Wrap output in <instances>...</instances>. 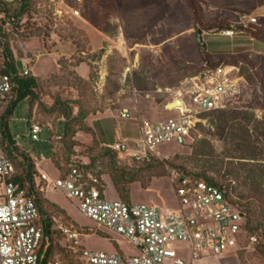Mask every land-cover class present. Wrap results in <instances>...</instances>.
I'll return each mask as SVG.
<instances>
[{
    "label": "rangeland",
    "instance_id": "rangeland-1",
    "mask_svg": "<svg viewBox=\"0 0 264 264\" xmlns=\"http://www.w3.org/2000/svg\"><path fill=\"white\" fill-rule=\"evenodd\" d=\"M59 1L62 0H30L29 11L14 25H2L0 18L5 36L0 33V71L9 61L5 57L8 49L19 74L25 76L28 72L26 76H33L38 82L36 96L20 103L11 118L10 131L20 149L50 180L60 177L52 161L54 154L55 164L64 165V172L69 165L94 160L106 176L107 199H120L111 181V160L102 156L105 147L96 140L100 141L101 130L106 137L116 138L118 131L125 134L127 130L129 135L138 137L136 122L173 116L172 109L180 106H171L176 98L173 91L198 76L210 64L208 57L212 64L238 60L243 78L240 93L222 112L200 115L202 121L186 145L160 147L159 156L151 164L118 156L116 163L118 168L141 174L139 182L130 186V203L175 209L168 174L174 168L192 176L213 178L250 212L252 227L261 226L254 235L258 242L253 246L247 243L243 251L194 259L188 250L178 249L179 257L187 264H264V40H251L243 31L227 38L217 30H204L196 24L186 0H63L79 10L80 16L70 11L58 15ZM201 2L204 21L209 25L229 20L240 31L243 22L248 24L250 18H257L253 26L264 29V16L255 6L259 0ZM199 29L207 47L206 57L197 40ZM4 109L0 105V116ZM124 109L129 110L132 121L121 119ZM225 118L239 128L237 137L227 139L229 130L225 134L219 130ZM34 122L43 127L37 142L29 139V127ZM67 122L75 133L72 141L77 146L73 151L63 139ZM89 124L95 127L94 136L81 131ZM42 155L45 160L38 161ZM39 184V190L44 188L40 191L43 200L58 206H45L53 226L74 225L81 233H87L80 241L83 248L108 253L119 248L128 255L137 253L120 236L84 217L78 201L47 189L44 182ZM3 193L4 186L0 185V195ZM53 256L63 264H81L78 254L61 235Z\"/></svg>",
    "mask_w": 264,
    "mask_h": 264
},
{
    "label": "built area",
    "instance_id": "built-area-1",
    "mask_svg": "<svg viewBox=\"0 0 264 264\" xmlns=\"http://www.w3.org/2000/svg\"><path fill=\"white\" fill-rule=\"evenodd\" d=\"M57 7L58 15L70 11L80 16L79 10L63 0ZM244 23L242 28L247 29L256 25L257 18ZM238 31L233 26L221 31L220 35L232 38L242 33ZM239 73V66H206L198 76L187 79L173 91L175 100H180L181 105L172 109V117L141 120L136 139L118 140L108 148L120 159L151 164L159 156L160 147L186 145L202 121L200 115L226 109L240 93L243 78ZM28 74L26 72L25 76ZM14 78L11 74H0V105L8 102ZM120 117L128 121L132 119L127 109L120 113ZM42 130L39 123H32L29 139L39 141ZM44 160L42 155L38 161ZM88 166L74 164L57 180L36 177V188L39 190V182H44L47 189L78 201L84 217L120 236L137 253L128 255L122 249L111 253L88 250L80 244L87 233H81L82 230L74 225L53 227L71 244L81 264H187L179 257L178 249L188 250L194 259H201L208 255L243 251L247 249V243L253 246L258 242L256 236L248 233L244 210L232 203L228 192L220 186L171 168L168 174L175 209L169 210L156 205L107 199L103 169L99 165ZM15 175V166L6 156L0 137V185L4 186V193L0 195V264H63L60 258L47 255L52 244L49 239L45 240L39 206L35 196L16 182ZM40 191L43 192L44 188Z\"/></svg>",
    "mask_w": 264,
    "mask_h": 264
},
{
    "label": "trees",
    "instance_id": "trees-1",
    "mask_svg": "<svg viewBox=\"0 0 264 264\" xmlns=\"http://www.w3.org/2000/svg\"><path fill=\"white\" fill-rule=\"evenodd\" d=\"M189 7L192 9L193 14L195 16V22L197 25L201 26L206 31H215L218 32L229 30L233 27L232 23L229 20L222 21L219 25H209L205 23L204 17H203V8H202V2L201 0H186ZM67 4V3H66ZM30 9V0H13L10 2L6 1H0V18L2 25L5 23L7 24H16L21 17L26 14ZM11 19H14V21H11ZM243 32H247L249 36L255 40L260 41L264 40V29L255 27V26H249V28L245 29L242 28ZM0 33L3 37L4 34L2 33V29L0 28ZM6 59L9 61L5 62V67L0 71V74H6V75H13L14 78V88L12 90L11 96L3 106H5L3 115L0 116V137H1V145L2 148L6 154V156L13 162L15 169H16V175L15 180L18 182L23 188L27 189L28 193L30 195L35 196L36 202L39 206L41 217H42V224L44 225L45 229V240L49 239L52 246L47 252V255L53 256L54 249L56 246V240L57 237L60 235V233L56 230H54L53 226V219L50 218L49 212L46 211L45 206L47 205V208L56 209L58 206L54 205L53 203L49 202L48 200H43L42 194L40 190L36 188L35 183V176L39 175L38 170L36 169V165L30 158L31 156L27 154L25 151L21 150L18 146L16 140L14 139L13 135L10 131V122L11 118L18 107V105L28 99L34 98L36 96V90L38 88V82L37 78L33 76H23L19 74L18 68L16 67L14 63V57L13 54L10 52V50H6ZM210 64L208 67L217 66V65H233L238 66L239 62L238 60H222L219 64H212L210 57H208L207 60ZM21 64H19V67ZM223 110L219 111L222 112ZM223 114H225L223 112ZM68 118V116L66 115ZM70 118V117H69ZM230 120L228 118L222 119L219 124V130L225 134L227 130H229L228 135L226 136L227 139H232L237 137V132H239V128L234 127V125L231 126ZM81 131L85 132L86 134L93 133L92 128L85 127ZM75 136V133L72 132V126L69 122L66 123V132L63 137L64 140H67L70 143L69 149L73 151V147L77 146L75 142L72 141L73 137ZM51 145V144H50ZM51 149L53 150L52 146ZM102 156H106L110 158L111 160V167L112 170L111 174V181L113 183L114 189L117 192L120 200L130 203V186L134 183L139 182V177L141 174L139 171H130L125 168H118L116 160L117 155L116 153L111 150L108 147L103 148ZM55 154L53 155L52 161L56 167V169L60 172L61 175L65 174L64 172V165L58 166L55 163ZM73 165V164H72ZM69 165L68 169L70 168ZM90 166H94V160L93 162L89 163ZM148 167H150L148 165ZM264 177V170L261 171ZM190 177H194L198 180H202L208 184L218 186L215 183V180L213 178H208L204 176L203 178L192 176L188 173H184ZM40 176V175H39ZM38 176V177H39ZM252 186L254 183L251 184ZM231 202L235 205H238L240 208L244 210V213L247 218V230L250 235H255L258 233L259 228L261 226L252 227V223L249 220L250 212H246V209H244L242 206H240L236 201H234L231 198ZM61 209V208H59ZM61 211V213H66L63 209L58 210ZM262 237L264 239V230ZM119 250V248L117 249ZM261 254L264 255V250L261 251Z\"/></svg>",
    "mask_w": 264,
    "mask_h": 264
},
{
    "label": "crops",
    "instance_id": "crops-1",
    "mask_svg": "<svg viewBox=\"0 0 264 264\" xmlns=\"http://www.w3.org/2000/svg\"><path fill=\"white\" fill-rule=\"evenodd\" d=\"M257 6L256 7V10L258 11V13L261 15V16H264V0H259V3H257ZM256 12V11H255ZM251 40H253L251 37H250ZM123 121H128V120H123ZM129 121H132V120H129ZM137 123V126L139 128V121L136 122ZM89 127L92 128L93 130V136L95 135V127L92 125V124H89ZM102 131V135L101 136V139L100 141L98 139H96L99 144L103 147H108V146H111L113 143H115L116 141L118 140H133V139H136L137 137H134V135H129L130 134V131L127 130L126 133H128V135L125 133V134H122L121 131H118V136L115 138L113 137L114 135H112L111 137H106L105 136V133L103 131V129L101 130ZM139 136V135H138ZM14 137V136H13ZM14 139L16 140V142H18L17 138L14 137ZM108 140H111L113 141L112 143H109L107 142ZM19 145V144H18ZM20 146V145H19ZM21 147V146H20ZM39 172V171H38ZM40 176L45 178V176L41 175V173L39 172Z\"/></svg>",
    "mask_w": 264,
    "mask_h": 264
},
{
    "label": "water",
    "instance_id": "water-1",
    "mask_svg": "<svg viewBox=\"0 0 264 264\" xmlns=\"http://www.w3.org/2000/svg\"><path fill=\"white\" fill-rule=\"evenodd\" d=\"M196 36H197V40L199 42V45L201 47V52L203 54V56L206 57V51H207V47H206V44L204 43L203 41V31L202 30H197V33H196ZM106 48V47H105ZM181 104V101L180 100H175V102H173L171 105H174V104Z\"/></svg>",
    "mask_w": 264,
    "mask_h": 264
},
{
    "label": "bare ground",
    "instance_id": "bare-ground-1",
    "mask_svg": "<svg viewBox=\"0 0 264 264\" xmlns=\"http://www.w3.org/2000/svg\"><path fill=\"white\" fill-rule=\"evenodd\" d=\"M175 102V101H174ZM178 104V103H177ZM174 105H176V104H174ZM179 105H181V104H179ZM171 106H173V105H171Z\"/></svg>",
    "mask_w": 264,
    "mask_h": 264
}]
</instances>
